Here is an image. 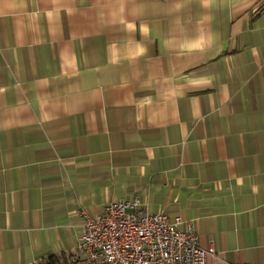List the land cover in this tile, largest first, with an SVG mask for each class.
Masks as SVG:
<instances>
[{
  "label": "crops",
  "instance_id": "obj_1",
  "mask_svg": "<svg viewBox=\"0 0 264 264\" xmlns=\"http://www.w3.org/2000/svg\"><path fill=\"white\" fill-rule=\"evenodd\" d=\"M134 197L264 264V0H0V264Z\"/></svg>",
  "mask_w": 264,
  "mask_h": 264
},
{
  "label": "built area",
  "instance_id": "obj_2",
  "mask_svg": "<svg viewBox=\"0 0 264 264\" xmlns=\"http://www.w3.org/2000/svg\"><path fill=\"white\" fill-rule=\"evenodd\" d=\"M82 216V233L66 264H207V257H215L211 247L199 246L192 222L150 213L137 197Z\"/></svg>",
  "mask_w": 264,
  "mask_h": 264
},
{
  "label": "trees",
  "instance_id": "obj_3",
  "mask_svg": "<svg viewBox=\"0 0 264 264\" xmlns=\"http://www.w3.org/2000/svg\"><path fill=\"white\" fill-rule=\"evenodd\" d=\"M55 262L56 263L58 262L57 259L53 258V257H50L45 264H55Z\"/></svg>",
  "mask_w": 264,
  "mask_h": 264
}]
</instances>
